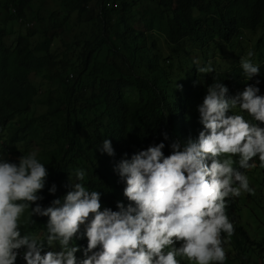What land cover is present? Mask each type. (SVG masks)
I'll return each instance as SVG.
<instances>
[{"label": "trees", "instance_id": "obj_1", "mask_svg": "<svg viewBox=\"0 0 264 264\" xmlns=\"http://www.w3.org/2000/svg\"><path fill=\"white\" fill-rule=\"evenodd\" d=\"M32 1L6 0L5 6L15 19L23 21ZM57 1L59 9L53 10L48 20L55 24L66 12L67 22L69 13L75 12L78 27L86 23L85 31L76 32L74 40L70 39L74 45L82 46L80 64H68L53 51L60 30H46L41 40L34 41L38 32L28 26L27 33L21 34L16 45L10 47L5 41L8 32L0 27V131L20 114L27 116L25 124L13 129L16 139L34 127L37 117L30 113L39 95L32 79L34 73L52 71L64 87L57 104L43 115L60 116L55 126L58 154H38L49 169L41 193L43 206L63 197L71 183L78 182L75 170L81 168L87 173L86 187L101 192L102 207L116 211L118 201L127 206L129 201L123 194L126 184L115 170L122 159L130 160L133 154L160 142L165 144L164 154L169 155L173 140L182 144L195 140L203 129L197 106L213 81L224 83L229 97L249 81L264 85V55L259 74L249 80L240 65L212 73H200L198 68L188 66L178 73L173 71L174 58L163 59L152 36L142 27L144 20L151 19L152 28L174 48L186 41L204 47L217 38L230 43L241 29L255 30L264 23V0H157L161 11L157 15L151 13L152 18H139L133 0ZM70 70L75 79L69 76ZM176 84L182 85V89ZM128 87L137 90V99L125 97L123 90ZM81 100L90 103L85 116L79 105ZM232 111L242 115L238 108ZM259 126L264 128V124ZM104 139L111 140L114 156L100 151ZM53 183L57 186L55 194L48 191ZM237 201L235 197L227 198L226 214L235 231L225 245L226 249L232 246L234 252L227 253L224 264H233L234 258L244 255L248 246L264 248V241L253 239L244 228ZM33 218L46 225L47 217ZM75 243L81 246L75 255L82 259L87 238Z\"/></svg>", "mask_w": 264, "mask_h": 264}, {"label": "clouds", "instance_id": "obj_2", "mask_svg": "<svg viewBox=\"0 0 264 264\" xmlns=\"http://www.w3.org/2000/svg\"><path fill=\"white\" fill-rule=\"evenodd\" d=\"M254 55L250 50L240 59L246 80L260 71ZM197 68L214 71L210 64ZM258 92L247 85L229 97L228 87L213 81L197 106L203 129L195 140H173L169 155L163 142L150 145L115 166L129 201L127 206L118 201L116 211L102 207L101 192L86 187L82 168L75 170L78 182L63 197L43 206L49 169L38 154H22L14 162L0 151V264H16L21 255L26 264H224L225 245L235 231L226 214L227 198L255 195L235 165L253 168L258 158L264 167V128L259 126L264 95ZM237 108L256 123L232 111ZM100 151L115 155L110 139L102 141ZM48 191L56 193L55 183ZM33 217H47L43 235L26 230L36 224ZM83 237L87 246L78 259L81 246L75 241ZM46 246L53 250L45 251Z\"/></svg>", "mask_w": 264, "mask_h": 264}, {"label": "rangeland", "instance_id": "obj_3", "mask_svg": "<svg viewBox=\"0 0 264 264\" xmlns=\"http://www.w3.org/2000/svg\"><path fill=\"white\" fill-rule=\"evenodd\" d=\"M134 7L139 11L138 17L152 18L151 13L159 14L161 9L157 0H133ZM6 0H0V27L5 28L8 32L5 41L8 46L13 47L18 41V37L21 34H26L28 26H32L37 36L34 37V41L41 40L43 33L48 30L51 33L54 30H60L61 36L52 46L53 51L59 55L60 59H64L66 63L72 64L74 61L78 64L81 63V44L74 45V34L76 32H84L86 23L82 28L78 27L77 15L75 12L69 13L70 21L65 22V17L68 13L60 15L59 20H55V24L49 19L51 12L55 9H59L57 0H33L31 7L25 10L26 18L23 21L15 19L14 15H11L5 6ZM14 8L11 7L13 12ZM89 19V18H88ZM151 20V19H150ZM144 20L142 27L147 30V33L152 36V40L156 43L163 59L169 57L174 58L173 71L182 72L183 68L190 67H205L209 64L214 70L226 71L235 66L240 65V59L247 57L248 51H254L255 55L252 60L256 64L262 62L261 55H264V23L259 25L255 30L241 29L232 42L227 43L220 39L210 41L204 47H198L190 41H186L178 48H174L168 45L166 38L163 34L158 33L157 30L152 28V22ZM29 24V25H28ZM54 24V25H53ZM104 55L102 56V59ZM199 72V71H198ZM69 76L73 79L76 78L74 72L70 70ZM33 82L38 88L39 95L33 104V111L30 113L32 116H36L37 119L34 123V127L21 134L19 138H15L12 134L13 129L20 124H25L26 114H20L16 116L7 127L0 131V151L6 154V158L11 161H17L20 156L19 152H32L40 153H53L58 154V143L55 141V135L57 133L55 126L57 125L60 116H51L47 118L43 115L51 105H55L58 102V98L64 91L56 73L48 71L46 69L38 71L32 75ZM247 85H253L259 88L258 95H264V85L249 81L240 88L235 90L236 96L238 93L243 92ZM126 98L135 100L138 98V92L133 87H128L123 90ZM87 102V103H86ZM83 111V115L90 108V103L87 100H81L80 104ZM239 109V108H238ZM235 110V109H234ZM245 119L256 122L246 112H241ZM88 115H92L90 112ZM259 123V122H257ZM234 160H238V157H233ZM255 167L249 169H243V172L250 181V187L255 189V195L244 193L237 199L238 214L242 221L244 228L250 234L253 239L260 242L264 241V167L260 166L258 158L254 161ZM238 166V163L235 165ZM238 216V217H239ZM39 235H43L46 231V225L36 223L34 226L26 229ZM83 231V227H82ZM23 234V233H22ZM179 243L177 244V247ZM53 250L45 247V251ZM59 251V245L57 244L55 249ZM227 253H231L233 247L228 245ZM264 264V248L254 245L248 246L244 255L239 258H234L233 264ZM16 264H26V262L20 257L17 258ZM181 264H190L187 260H181Z\"/></svg>", "mask_w": 264, "mask_h": 264}, {"label": "bare ground", "instance_id": "obj_4", "mask_svg": "<svg viewBox=\"0 0 264 264\" xmlns=\"http://www.w3.org/2000/svg\"><path fill=\"white\" fill-rule=\"evenodd\" d=\"M21 251L23 252V249H21ZM20 258L22 259V255L20 256Z\"/></svg>", "mask_w": 264, "mask_h": 264}, {"label": "built area", "instance_id": "obj_5", "mask_svg": "<svg viewBox=\"0 0 264 264\" xmlns=\"http://www.w3.org/2000/svg\"><path fill=\"white\" fill-rule=\"evenodd\" d=\"M13 10H15V9H13ZM21 253H22V251H21Z\"/></svg>", "mask_w": 264, "mask_h": 264}]
</instances>
